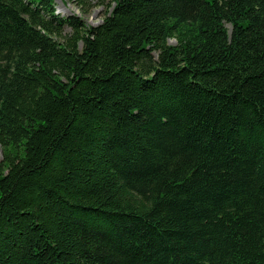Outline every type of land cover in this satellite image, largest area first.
<instances>
[{"label":"trees","instance_id":"16d2710c","mask_svg":"<svg viewBox=\"0 0 264 264\" xmlns=\"http://www.w3.org/2000/svg\"><path fill=\"white\" fill-rule=\"evenodd\" d=\"M101 3L0 0V264H264V0Z\"/></svg>","mask_w":264,"mask_h":264},{"label":"rangeland","instance_id":"374dc122","mask_svg":"<svg viewBox=\"0 0 264 264\" xmlns=\"http://www.w3.org/2000/svg\"><path fill=\"white\" fill-rule=\"evenodd\" d=\"M38 1V0H34ZM84 11L82 8L72 0H56V10L61 16H79L90 26H97L103 21L104 15L107 11L106 4H102L101 0H86ZM171 45H175V41H170Z\"/></svg>","mask_w":264,"mask_h":264}]
</instances>
